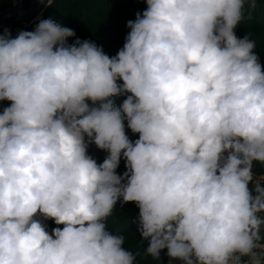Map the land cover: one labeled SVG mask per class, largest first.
Masks as SVG:
<instances>
[{
	"label": "clouds",
	"instance_id": "9594fccd",
	"mask_svg": "<svg viewBox=\"0 0 264 264\" xmlns=\"http://www.w3.org/2000/svg\"><path fill=\"white\" fill-rule=\"evenodd\" d=\"M146 4L112 57L52 19L0 34V264H139L107 231L118 202L145 259L264 264V70L234 31L257 0Z\"/></svg>",
	"mask_w": 264,
	"mask_h": 264
},
{
	"label": "trees",
	"instance_id": "16d2710c",
	"mask_svg": "<svg viewBox=\"0 0 264 264\" xmlns=\"http://www.w3.org/2000/svg\"><path fill=\"white\" fill-rule=\"evenodd\" d=\"M11 3L12 0H0V12L9 9ZM146 9V0H54L53 4L44 12L41 20L52 19L62 27L73 29L75 36L68 37L66 43L74 44L76 39L92 41L97 46L102 47L104 53L112 57L123 48L125 37L130 32L127 22L129 20L134 21L136 13L140 12L142 14ZM245 15L247 16L248 13L246 12ZM41 20L25 27L23 31H34ZM21 26V21H2L0 22V34H3L5 29L12 32L15 27ZM234 31L238 38H243L249 34L250 38L256 41L255 51L260 56L262 70H264V0H257V8L251 13V19L241 21ZM117 82L119 84L123 83L122 80ZM128 95L130 93L115 96L112 99L119 107ZM10 103L6 100L0 101V113H2L3 108L10 106ZM88 103L91 104V101H88ZM125 131L130 140L135 141L139 138L138 133L134 134L127 128L126 121ZM88 154L98 164L103 162L106 155L94 144L89 145ZM125 170V161L121 159L117 172L122 174ZM253 172L257 176L264 174V166L254 163ZM138 216L139 209L134 202L126 203L123 206L118 202L113 213L114 222L107 225V231L113 235L119 234L126 237L122 247L133 253H141V256L137 257L139 264H169L166 250L161 252L159 261L153 260L151 257L143 258L142 254L147 242L140 237L137 224ZM43 223L50 234L53 228L63 227V225H56L50 219L43 221ZM171 264H182V261L172 260Z\"/></svg>",
	"mask_w": 264,
	"mask_h": 264
},
{
	"label": "built area",
	"instance_id": "2783aa9c",
	"mask_svg": "<svg viewBox=\"0 0 264 264\" xmlns=\"http://www.w3.org/2000/svg\"><path fill=\"white\" fill-rule=\"evenodd\" d=\"M49 6L41 2V0H12L9 9L0 12V22L9 20L21 21L22 26L15 27L11 32V36L16 37L25 27L41 20Z\"/></svg>",
	"mask_w": 264,
	"mask_h": 264
},
{
	"label": "water",
	"instance_id": "95a60500",
	"mask_svg": "<svg viewBox=\"0 0 264 264\" xmlns=\"http://www.w3.org/2000/svg\"><path fill=\"white\" fill-rule=\"evenodd\" d=\"M113 222H114L113 216L108 217L106 220V226L113 224Z\"/></svg>",
	"mask_w": 264,
	"mask_h": 264
}]
</instances>
